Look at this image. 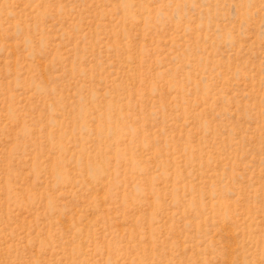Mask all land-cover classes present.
<instances>
[{
    "label": "rangeland",
    "instance_id": "rangeland-1",
    "mask_svg": "<svg viewBox=\"0 0 264 264\" xmlns=\"http://www.w3.org/2000/svg\"><path fill=\"white\" fill-rule=\"evenodd\" d=\"M0 264H264V0H0Z\"/></svg>",
    "mask_w": 264,
    "mask_h": 264
}]
</instances>
